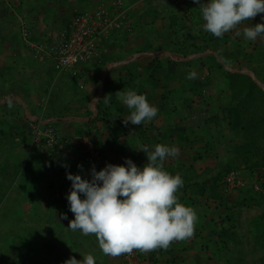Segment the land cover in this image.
Wrapping results in <instances>:
<instances>
[{
    "label": "crops",
    "instance_id": "crops-1",
    "mask_svg": "<svg viewBox=\"0 0 264 264\" xmlns=\"http://www.w3.org/2000/svg\"><path fill=\"white\" fill-rule=\"evenodd\" d=\"M125 3L129 6L125 21L115 26L110 36L103 40L101 53L93 61L80 66L78 77L70 72L58 73L46 56H32L26 49H23L20 56L23 58L20 68L11 67L13 72L10 70L11 73L7 71L6 75H0V83H9L8 87L0 86V148H6L0 150V180H3L1 170H4L5 180H12L7 188L15 184V192L9 195L13 196V200L0 203H4L14 213L15 228L19 229V233L15 231L16 258L19 264H62L70 256L82 259L80 252L93 254L97 264H121V255L109 256L102 252L95 234L84 235L80 230L73 231L67 227L74 214L70 211L66 198L71 187L66 173L80 172L90 178L93 166L99 170L98 160L90 152L94 147L99 154H103L106 163H124L126 158H131L140 166L147 162V155L141 147L153 150L157 143L176 147L178 155L167 158L164 167L182 177L183 186L176 193L179 200L192 207L195 213L199 210V203H192L190 197L196 195L184 192V181L197 171L200 172L197 164L208 159H194L204 145L198 149L196 139H191L189 134V140L178 136V126L168 121V106L164 104V100L166 85L177 87L167 82L165 76H178L176 69L185 66L186 77L188 71L203 65V56H200L202 53L193 52L187 55L184 53H189L188 50L183 53L180 51L181 47L168 44L169 32L166 33L165 27L166 23L168 28L174 24L171 16L178 17L177 21L181 22H178L179 28L181 24L187 23L169 0H126ZM56 4L46 5V24L61 15L62 11ZM75 4H72L68 12L71 13L75 7H86L88 3L87 0H82V3ZM198 6L194 0L192 8L197 13L196 20L203 22ZM168 13L170 17L166 20L164 16ZM257 22H264V13L257 14L251 20L242 21L236 29L224 34L229 42L221 50L230 70L246 74L247 67L251 66L257 69L260 67V72L264 71V37L249 41L243 35L244 27ZM46 24H43L44 27H47ZM66 24L61 25V29ZM49 26L51 27V22ZM194 27L190 31L194 29L195 33L199 26ZM201 30L207 32L203 29V24ZM237 31L240 35H237ZM198 32L199 35L202 33L200 30ZM179 33L184 39L186 33L182 35L180 30ZM207 34L210 37V47L222 44H217L211 38L210 32ZM175 35L174 33V36H170L177 40ZM200 41L203 42L202 38ZM210 47L203 53L204 57L215 53L214 48ZM228 52L236 54L227 55ZM243 59L249 61L244 63ZM183 60L189 62L182 65ZM4 62L6 61H0L1 68ZM171 66L173 71L168 74V69L172 70ZM185 79L194 80L188 77ZM198 79L199 77L194 81ZM34 80L38 81V85H34ZM174 81L175 84H180L177 77ZM75 82L79 89L75 88ZM104 88V107L112 104V116L101 120L96 119L100 116L97 103ZM128 88L145 94L149 102L158 108V116L142 125H133L130 122L125 125L123 117L129 115L130 110L115 94ZM108 96L112 97L111 102H106ZM180 97L181 95L178 97V105L183 101ZM23 105L25 109L22 113L20 109ZM46 113L50 116L51 123L63 135L64 147L48 149L44 148L45 145L39 147L33 144L31 124ZM6 120L13 125L10 128L11 133L4 126L7 127ZM111 129L120 131V137L115 141H112ZM224 129L231 135V131L226 127ZM164 132L166 137H162ZM186 147L191 150L192 157H188ZM198 221L197 218L195 227L201 222ZM193 241L199 242V239L192 234L183 240H173L167 248L140 250L141 264H191V260L197 257L192 254L194 249L201 248L196 243L193 244Z\"/></svg>",
    "mask_w": 264,
    "mask_h": 264
},
{
    "label": "clouds",
    "instance_id": "clouds-1",
    "mask_svg": "<svg viewBox=\"0 0 264 264\" xmlns=\"http://www.w3.org/2000/svg\"><path fill=\"white\" fill-rule=\"evenodd\" d=\"M196 2L204 21L203 29L221 38L242 21L264 13V0ZM237 35H240L239 31ZM243 35L249 41L264 37V22L244 27ZM196 76L194 69L188 73V79ZM115 95L130 110L129 115L123 117L125 125L129 122L142 125L158 114V108L149 102L147 96L135 89L119 90ZM111 99V96L106 97V102ZM140 149L147 155L143 166L126 158L124 163L107 162L99 170L93 166L90 178L80 172L66 173L71 181L66 198L74 214L67 227L80 230L84 235L95 234L105 255L118 256L134 249L167 248L173 240H183L193 234L197 219L195 210L176 195L183 186L182 177L164 167V161L177 156L178 149L161 143H157L153 150L148 147ZM80 253L82 259L70 256L62 264H97L93 254Z\"/></svg>",
    "mask_w": 264,
    "mask_h": 264
},
{
    "label": "rangeland",
    "instance_id": "rangeland-1",
    "mask_svg": "<svg viewBox=\"0 0 264 264\" xmlns=\"http://www.w3.org/2000/svg\"><path fill=\"white\" fill-rule=\"evenodd\" d=\"M126 2V0H124ZM170 3H175L176 10H178L181 13L182 20H185L188 22L187 27L189 29L194 28L195 25H198L199 28L196 31L199 35V30L202 29V22L201 20H196L195 23H190V18L188 15H182L185 10V8L177 4L173 0H169ZM56 4L57 8L62 11L61 15L58 16L57 19L49 20V23L51 22V27L49 26V23L46 24L45 21L47 16L46 5L51 6V4ZM74 3H82V0H0V61L4 60L2 68L0 66V75L8 73L10 70L13 72L11 67L20 68L21 66V60L23 58H20L21 53L23 52V49L28 50L32 56H35L34 49L24 40L22 35V29L25 26H30V28L35 32L33 37H31V41H38L41 36L48 35V34H54L58 32L61 27L67 23L69 19V12L68 10L71 9L72 4ZM75 4V5H76ZM76 8V7H75ZM38 12V13H37ZM38 14V16H37ZM166 20H169L170 13L166 14L164 16ZM203 19V18H202ZM55 20V21H54ZM44 22V23H43ZM184 22V21H183ZM181 23V22H179ZM179 23L172 24L171 28H168V25L166 23V33L168 44H170L172 47H183V38L179 33ZM46 24L47 27H44ZM62 25V26H61ZM54 26H58L55 28ZM194 29L192 31L186 32V36L188 38V45L190 43H193L192 40H200L201 34L198 36L196 32L194 33ZM54 32V33H53ZM192 32V33H190ZM174 33L176 34V39L174 40L173 37ZM190 33V34H189ZM171 35V36H170ZM184 35V34H182ZM174 43V44H173ZM236 52H228L227 55H235ZM200 56H204L203 53L200 54ZM36 57V56H35ZM189 62V60H183L181 62L182 65H185V62ZM249 59H243L244 63H247ZM164 62V61H162ZM18 66V67H16ZM174 66V65H173ZM172 70L169 71L168 74L172 73ZM130 65L126 68H129ZM186 67L179 66L177 70V75L175 77L168 78V76H165V80L169 83L174 85H184L186 88H188L191 84L193 87L192 89L194 91H191L189 89L188 96L193 98L194 101L192 105L189 107H183L182 105H177V111L176 113H173L169 116L170 121L173 125L182 124L186 125L187 133L191 136V139H196V142L198 144V149H201V145L206 146V143H211L212 146H214V153L213 155L209 156L206 161H203L201 163L197 164V169L204 171L206 167L214 168L216 170H220L224 168L225 160H228L229 157V151L225 144L220 141L221 137L220 134L223 130L224 133L225 130L223 129V120L228 121V115L223 110H216L217 106L221 105V103L224 100L219 101V93L222 94L224 97H228V88L225 85L226 80L225 79H219L218 75L216 76L214 74V78L210 79L208 77L209 71L205 65L197 66L194 68V70L197 72L196 78L199 77L197 81H194L196 78H194L193 81L186 80L185 78L188 77L186 74L185 77V71ZM189 69V68H188ZM248 72L246 74L253 77V79L258 83L259 87H261L264 90V83L261 82L259 75L255 72L257 68L248 66L247 67ZM264 69V68H263ZM146 73H148L147 69H144ZM8 71V72H7ZM6 72V73H5ZM11 73V72H9ZM189 73V71L187 72ZM259 74L264 77V71H259ZM184 75V76H183ZM150 77H152L149 74ZM178 78L180 80V84H175L174 78ZM50 80V79H48ZM221 81V82H220ZM34 85H38V81H33ZM47 84V83H46ZM0 86H9V83L3 84L0 83ZM184 88V87H179ZM190 88V87H189ZM22 106V105H21ZM193 107V109H192ZM25 107L23 105V108L20 109V111H24ZM167 109H170L167 107ZM181 114L183 118L181 117ZM158 116V114H157ZM163 116V115H162ZM220 117V118H219ZM156 118V117H154ZM153 118V119H154ZM219 118V119H218ZM219 123L218 121H220ZM166 120V117H165ZM8 122V120H6ZM149 122V121H147ZM226 123V122H225ZM11 125V126H10ZM9 132V129L13 126L11 122L4 125ZM10 126V127H9ZM176 129V128H174ZM11 133V129H10ZM193 136V137H192ZM231 138L233 137V134L231 133ZM234 137L240 141L244 142L243 138L240 136H237L234 134ZM187 148V155L188 157L192 155L191 150ZM183 148V149H186ZM6 148H0V150H5ZM194 150V149H192ZM7 155V154H5ZM193 156V155H192ZM191 156V157H192ZM242 167H246L245 165H242ZM248 167V166H247ZM255 167V166H254ZM256 168H263L264 167H257ZM21 170V169H20ZM223 171V170H222ZM20 172V171H19ZM6 172L4 170H1V176L2 181L0 180V201H12L13 196H10L11 193L15 192V184L10 188L7 186L11 183L12 180H5ZM202 178V177H201ZM203 180V179H202ZM6 182H8L6 184ZM207 185V184H206ZM222 184L218 186L217 188V194L216 196H210L206 198H202L201 200L204 201V199H208L207 202L200 201L199 204V212L200 214H205L206 218H210L214 215L217 220H219V214L226 211L224 210V207L226 204H229L232 206L231 210L226 211L232 214V217L227 220V223L233 226H236V228H239L241 230V233L243 234V243H241L239 246L232 242L228 241V247L230 252L225 254L224 256H216L213 258L212 262L213 264H223L224 261L228 262L227 259H230L228 264H261L260 258L264 255V247H261L259 243H257V234L260 231L259 229V223L262 222L263 218L262 215L264 213V205H256L254 201H251L250 196L251 193L249 191L244 190H237V189H227ZM9 197V198H8ZM5 198V199H4ZM11 210L7 208L6 205L0 203V264H19L17 261L18 258H16V247H15V231L16 233H19V229L15 228V221H14V213L10 212ZM197 211V213H198ZM208 218V219H209ZM220 223V222H218ZM221 226V223L220 225ZM198 227V224H197ZM10 239H8V238ZM240 240V239H239ZM201 241L198 242V246H200ZM197 245V244H196ZM210 246V245H209ZM210 252L209 248H207ZM218 248L213 247L211 250L216 251ZM239 249H242L246 254H243L240 256V253L238 252ZM204 247H201L198 250L194 249L193 255H197L195 257L196 264L203 262V264H206L207 258L205 256ZM208 254V253H207ZM15 262H13L14 260ZM240 258V260H238ZM192 261V260H191ZM211 264V263H209Z\"/></svg>",
    "mask_w": 264,
    "mask_h": 264
},
{
    "label": "trees",
    "instance_id": "trees-1",
    "mask_svg": "<svg viewBox=\"0 0 264 264\" xmlns=\"http://www.w3.org/2000/svg\"><path fill=\"white\" fill-rule=\"evenodd\" d=\"M98 1L102 0H87L88 4H86V7H76L74 10L71 11V13L69 12V19L67 23H69L73 16L76 15L78 12L93 8L94 4ZM193 2L194 0H187V2L184 3L186 11L183 12V15L189 16L190 23H195L197 17V13H195L194 9L192 8ZM172 4L174 6L176 5L175 3ZM171 17L172 23L175 24L179 22L177 21L178 17L176 15ZM187 24L188 22L186 24L180 25L179 30L180 32H182V34H185L186 32L190 31V29L187 27ZM200 31L202 32L201 38L203 42L200 41L201 39L192 40L193 43H190L188 46V38L184 36V46L181 47V52L184 53L186 50H188L189 53L185 52L184 54L191 55L193 52L205 53L207 49H209L210 37L207 34L208 32H204L202 30ZM211 38L216 41L217 44L219 42H221L222 44L220 46H211L210 48H214L215 53L209 54L205 57H201V62L207 67L209 71L207 78H209L210 76V79H213L215 74L216 76L218 75L219 79L222 78L226 80L225 85L229 90L227 95L228 97L226 98L222 96V92L219 93V98L222 97L220 100L224 101L221 103V105L216 107V110H223L228 115V121L223 120L224 124L222 127L223 129L224 127H226L229 131H231L233 137H229L228 133H224L223 130H220L222 131V133L220 134V141L222 142V140H224L223 143L229 151L228 160H225V163L223 164L224 168H222L221 171L216 170L214 168L206 167L204 171H197V173H195L193 176L187 178L186 182L184 181V192H186V194H195L196 196H190L192 198V203L198 202L199 204L200 201H202L201 199L204 198V196L206 198L210 196H216L218 192L217 188L219 185L222 184L223 186H225V188H227V186L223 183V179L225 174L232 169L242 171V168H246L245 171H252L248 175V177L250 178L253 177L255 171L261 173L264 172L263 168H256V166L264 167V90L259 87L258 83L253 79L252 76L244 74L238 70H230L226 66L227 59H225L221 48L227 47V44L229 42L228 37L223 35V37L221 38L212 35ZM259 69H256L255 72L257 73V75H259L261 82L264 83V77L259 74ZM75 85V88L79 89V86L76 82ZM179 87L184 88L181 89ZM179 87L177 86L175 88H172L169 84L166 85V98L164 100V104L170 108L167 109V117H169L173 113H176L179 95H181L180 98L183 99V101L179 104L183 107H190L194 101V99L189 97L187 94L189 92V89L191 91H194L192 89L193 87L191 86V84L189 86L190 88H186L184 85H179ZM105 90L106 88L103 89V98L101 97L97 103V108L98 112L100 113V116H97L96 119L105 120L106 117L112 116V111L110 110L112 104L107 107H104ZM43 117L47 123L52 122L49 120L50 116L47 113ZM181 117L183 118L182 114ZM168 121H170V119ZM218 122L221 123V119ZM53 125L56 127L54 123ZM186 128L187 126L185 124L182 125L178 123V136L184 140H189L190 137L187 133ZM57 131L62 137V139H64L60 131L58 129ZM165 133L166 132L162 134V137H164V135L165 137L167 136ZM110 134L112 135V141H115L120 137L119 130L114 131L113 129H111ZM234 134L242 137L244 142L238 141L234 137ZM159 141L161 140L159 139ZM214 151V146L209 143L207 146L202 148L201 151H198L195 154L194 159L199 160L208 158L209 156L213 155ZM242 165H245L246 167H242ZM227 189H241L244 191H249L251 193V201H254L256 205H264V194L253 192L251 189V183H248L246 187ZM207 200L208 199H204V201L202 202H207ZM231 209L232 206H230L229 204H226L224 207V210L226 211ZM226 211L219 214V220H217L214 215L210 218L208 217V219L205 217V214H200L199 211L198 213L196 212L197 218L201 222L198 221V227H195L194 224L193 235L196 236L197 240L199 239V241H201L200 247H204L203 252L205 253V256L207 258L206 264H213L212 260L214 257L218 255L224 256L225 254L230 252L228 247V241H232L238 246L244 242L242 241L244 239V236L241 233V230L239 228H236V226L227 223V220L232 217V214H230L229 212L226 213ZM262 218V222L258 224L260 231L257 234V243H259L261 247H264V213L262 215ZM218 222L221 223V226H219L220 223ZM194 243L198 245V242L193 241V244ZM214 246L218 248L216 251L211 250V248H213ZM207 248L210 249V252H206L208 251ZM238 252L240 253L239 257H241V255L243 254H246V252H244L242 249H239ZM194 260L191 261V264H196ZM238 260H240V258H238ZM227 261L229 262L230 259H227ZM13 262H15V260ZM16 262L19 263V261L17 260ZM228 262L224 261L223 264H228ZM260 262L261 264H264V255L260 258ZM201 264H203V262H201Z\"/></svg>",
    "mask_w": 264,
    "mask_h": 264
},
{
    "label": "built area",
    "instance_id": "built-area-1",
    "mask_svg": "<svg viewBox=\"0 0 264 264\" xmlns=\"http://www.w3.org/2000/svg\"><path fill=\"white\" fill-rule=\"evenodd\" d=\"M173 1L185 5L187 0ZM128 9L129 6L124 0H102L96 2L93 8L78 12L55 34L44 35L38 41H31L35 32L25 24L22 35L34 49L36 57L46 56L58 73L70 72L78 77L80 66L93 61L101 53L103 40L110 36L115 26L125 21ZM31 128L34 145H45L44 148L48 149L64 147V139L56 127L50 122L47 123L43 116L33 120ZM90 152L98 160V169L104 167L106 162L98 150L92 148ZM251 172L232 169L225 174L223 183L227 188H242L251 183L253 192L264 194V172L255 171L250 178L248 175ZM121 258V264L142 263L139 249L121 254Z\"/></svg>",
    "mask_w": 264,
    "mask_h": 264
}]
</instances>
